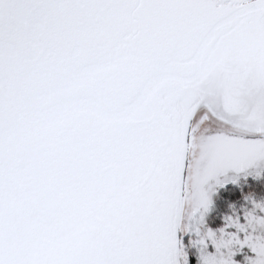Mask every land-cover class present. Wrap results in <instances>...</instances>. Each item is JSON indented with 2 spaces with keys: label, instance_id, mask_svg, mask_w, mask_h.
Masks as SVG:
<instances>
[{
  "label": "snow or ice",
  "instance_id": "1",
  "mask_svg": "<svg viewBox=\"0 0 264 264\" xmlns=\"http://www.w3.org/2000/svg\"><path fill=\"white\" fill-rule=\"evenodd\" d=\"M264 0H0V264H264Z\"/></svg>",
  "mask_w": 264,
  "mask_h": 264
},
{
  "label": "rangeland",
  "instance_id": "2",
  "mask_svg": "<svg viewBox=\"0 0 264 264\" xmlns=\"http://www.w3.org/2000/svg\"><path fill=\"white\" fill-rule=\"evenodd\" d=\"M246 179V183L243 179L240 181V188L243 189L242 192L235 185H229L228 187L235 192L234 196L228 198L213 196V201L216 205V208L213 211L212 215L216 217V220L215 224L212 226H219V217L231 212L229 204H232L238 212L242 210V207L247 206V202L243 199L244 196H248L249 194H251L252 199H264V173H261L259 177L255 179L252 176H248ZM190 252L192 253L190 257V264H196V249L192 248L190 249ZM246 254L251 255V253H249L247 249H242L240 252L236 253L233 259L239 262V264H243L244 256Z\"/></svg>",
  "mask_w": 264,
  "mask_h": 264
}]
</instances>
